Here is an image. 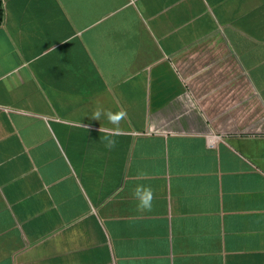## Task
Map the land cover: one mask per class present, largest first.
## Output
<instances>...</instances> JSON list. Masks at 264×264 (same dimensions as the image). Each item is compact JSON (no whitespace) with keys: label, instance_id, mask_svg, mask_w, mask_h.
<instances>
[{"label":"crops","instance_id":"crops-1","mask_svg":"<svg viewBox=\"0 0 264 264\" xmlns=\"http://www.w3.org/2000/svg\"><path fill=\"white\" fill-rule=\"evenodd\" d=\"M0 3V264H264V0Z\"/></svg>","mask_w":264,"mask_h":264},{"label":"clouds","instance_id":"clouds-1","mask_svg":"<svg viewBox=\"0 0 264 264\" xmlns=\"http://www.w3.org/2000/svg\"><path fill=\"white\" fill-rule=\"evenodd\" d=\"M102 115L106 117L109 123L114 126L113 128L101 127L99 129V131L104 134L102 142L105 144L106 148L111 150L116 147L117 140L113 137L119 134V125L121 121L125 119L126 112L118 111L114 113L111 110H104L98 107L91 118L100 120ZM146 175V172L138 171L137 179H143ZM132 195L133 198L137 201L136 210L138 212H146L152 210L154 192L151 186L137 184L133 189Z\"/></svg>","mask_w":264,"mask_h":264},{"label":"built area","instance_id":"built-area-1","mask_svg":"<svg viewBox=\"0 0 264 264\" xmlns=\"http://www.w3.org/2000/svg\"><path fill=\"white\" fill-rule=\"evenodd\" d=\"M218 137H214V136H211L209 139H208V145L211 147L213 146V142L217 139Z\"/></svg>","mask_w":264,"mask_h":264},{"label":"trees","instance_id":"trees-1","mask_svg":"<svg viewBox=\"0 0 264 264\" xmlns=\"http://www.w3.org/2000/svg\"><path fill=\"white\" fill-rule=\"evenodd\" d=\"M2 20V9H1V3H0V22Z\"/></svg>","mask_w":264,"mask_h":264}]
</instances>
